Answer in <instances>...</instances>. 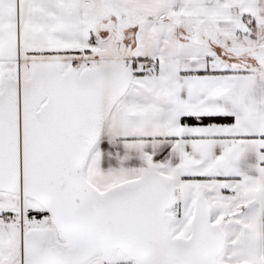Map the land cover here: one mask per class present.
<instances>
[{"label": "snow or ice", "instance_id": "6c2138e0", "mask_svg": "<svg viewBox=\"0 0 264 264\" xmlns=\"http://www.w3.org/2000/svg\"><path fill=\"white\" fill-rule=\"evenodd\" d=\"M0 264H264V0H0Z\"/></svg>", "mask_w": 264, "mask_h": 264}]
</instances>
